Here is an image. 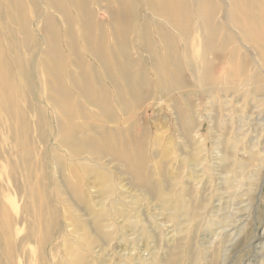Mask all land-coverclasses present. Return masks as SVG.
Segmentation results:
<instances>
[{
  "label": "rangeland",
  "instance_id": "374dc122",
  "mask_svg": "<svg viewBox=\"0 0 264 264\" xmlns=\"http://www.w3.org/2000/svg\"><path fill=\"white\" fill-rule=\"evenodd\" d=\"M13 5L0 19L18 72L7 76L25 97L20 117L0 109V264H264V73L255 92L236 84L214 90L199 80L205 71L198 50L188 57L193 70L183 71V85L151 97L154 79L166 75L142 70L149 84L138 104L124 99L122 124L98 115L76 119L73 141L92 143L73 145L72 154L62 144L68 128L39 62L41 15L28 0ZM96 12L100 22L117 16ZM24 15L21 27L16 19ZM29 29L37 33L32 39ZM22 68L32 76L29 91ZM115 73L122 81L123 73ZM66 83L73 92L72 81ZM4 96L0 90V105ZM131 120L135 138L143 139V180L118 157L96 150V125L124 132Z\"/></svg>",
  "mask_w": 264,
  "mask_h": 264
},
{
  "label": "bare ground",
  "instance_id": "6f19581e",
  "mask_svg": "<svg viewBox=\"0 0 264 264\" xmlns=\"http://www.w3.org/2000/svg\"><path fill=\"white\" fill-rule=\"evenodd\" d=\"M16 2L20 0H0L2 21L4 9L14 6L13 3ZM28 2L41 15V38L38 42L44 44V47L41 51L40 48L37 50L42 52L44 49V55L40 54L39 62L50 78L53 91L51 99L58 116L62 117V126L68 128L67 135L62 138V144L72 154L73 145L87 147L92 143L88 137L78 143L73 141L72 136L80 127L76 119L79 116L98 115L104 117L106 122L108 119L109 122L122 124L124 119L119 108H124V99L129 96L133 100L134 97V103L138 104L137 95L144 94L143 87L146 88L149 84L147 76L140 74L142 70H163L161 73L166 75V78L160 74L158 79H154L153 85L157 89L151 88V97L165 95L170 89L183 85V71L193 70L188 57L198 50L201 51L200 70L205 71L199 80L209 87L213 86L214 90L215 87L218 90L217 86L221 85L227 90L236 84L242 89L250 87L248 90L255 92L254 86L262 80L264 0ZM225 5L227 11H224V17L217 19L222 6ZM96 8L117 16L110 18L107 15L106 20L100 22V13L96 12ZM26 18L24 15L20 21L16 19L19 26H25ZM29 32L31 39L33 35H37L36 31L31 29ZM5 34V26L0 21V90L5 95L0 109L20 117L16 109L20 107L25 94L24 90L21 91L18 86L12 84L7 76L12 70H15L17 75L18 72L11 51L8 50ZM240 46L252 51L253 58L246 50L242 55ZM71 56L76 59L71 66L82 70V73L69 71L72 67L68 65L73 63L69 61ZM23 63L28 67L26 59ZM106 70H110V73L108 71L107 74ZM119 70L123 73L122 81L115 78V72ZM20 71L19 75L24 78L25 90L29 91L32 76L29 70L22 68ZM67 78L73 83V92L68 88ZM167 79L169 81L165 82ZM87 105L97 110L92 111ZM183 120H186L187 126L193 121L190 116ZM129 125V129L124 132L118 128L112 132L106 125L105 128L97 125L93 127L94 131L101 135L96 150L118 157L120 164L127 169H133L137 179L143 180L146 177L147 164L140 158L143 139L134 136L135 121L131 120ZM182 131L188 132L186 126ZM136 132L146 135L144 128ZM113 137L115 142H111ZM151 144L154 147L157 143ZM158 161L154 162L156 169L162 162Z\"/></svg>",
  "mask_w": 264,
  "mask_h": 264
}]
</instances>
